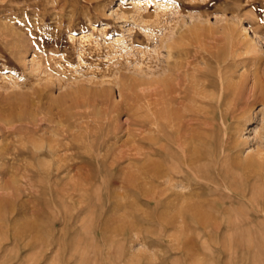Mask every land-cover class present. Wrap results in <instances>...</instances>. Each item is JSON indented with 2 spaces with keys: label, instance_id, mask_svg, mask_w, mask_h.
<instances>
[{
  "label": "rangeland",
  "instance_id": "obj_1",
  "mask_svg": "<svg viewBox=\"0 0 264 264\" xmlns=\"http://www.w3.org/2000/svg\"><path fill=\"white\" fill-rule=\"evenodd\" d=\"M2 30L0 264H264L262 107L229 126L261 165L183 170L163 202L128 123L178 43L212 82L264 63V0H0Z\"/></svg>",
  "mask_w": 264,
  "mask_h": 264
},
{
  "label": "bare ground",
  "instance_id": "obj_2",
  "mask_svg": "<svg viewBox=\"0 0 264 264\" xmlns=\"http://www.w3.org/2000/svg\"><path fill=\"white\" fill-rule=\"evenodd\" d=\"M4 35L3 30L0 31V38ZM184 46L178 43L169 47V55L173 58L167 64V73L157 80L148 81V92L144 98L149 108L145 116H138L133 111L128 115L129 125L146 127L149 132L144 141L146 151L140 153L137 149L140 145H136L135 154L142 156L146 163L149 187L152 189L157 183L164 188L166 193L159 198L162 202L167 200L168 193L172 194L174 183L186 177L183 170L203 173L207 177V171L212 174L218 171L222 176L229 173L238 180L250 168L261 165L260 158H241L237 134L231 132L229 126L233 121L243 125L249 120L254 104L264 110V63H259L260 59L256 57L248 59L245 63H252L251 66L244 64L245 72L236 80L230 66L237 63L230 65L217 60L218 70L212 74L211 77H215L212 82L192 68L188 59L193 52ZM221 108L223 112L218 113ZM216 121L222 124L217 136L213 134L217 129ZM134 155L130 160L136 161ZM154 158L159 162L156 163ZM176 186L182 190L189 189L180 183ZM241 192L233 194L243 198V190ZM173 194L177 199L183 197L179 193ZM151 200L155 201L156 197L152 195Z\"/></svg>",
  "mask_w": 264,
  "mask_h": 264
}]
</instances>
